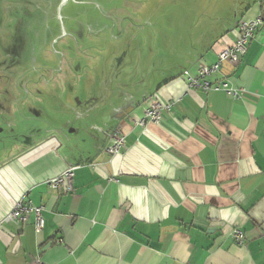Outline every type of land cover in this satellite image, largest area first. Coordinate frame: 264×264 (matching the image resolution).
Returning <instances> with one entry per match:
<instances>
[{"label": "crops", "instance_id": "crops-1", "mask_svg": "<svg viewBox=\"0 0 264 264\" xmlns=\"http://www.w3.org/2000/svg\"><path fill=\"white\" fill-rule=\"evenodd\" d=\"M260 2L148 94L162 106L158 122H135L142 99L88 163H73V191L46 185L70 164L55 132L0 162V264H264V22L238 63L198 78L239 20L264 17ZM117 131L124 144L110 154ZM19 199L42 207L41 232L33 215L4 221Z\"/></svg>", "mask_w": 264, "mask_h": 264}, {"label": "water", "instance_id": "water-1", "mask_svg": "<svg viewBox=\"0 0 264 264\" xmlns=\"http://www.w3.org/2000/svg\"><path fill=\"white\" fill-rule=\"evenodd\" d=\"M66 1L0 0V30L21 22L25 47L16 75L0 77V162L55 132L70 164L88 163L255 0Z\"/></svg>", "mask_w": 264, "mask_h": 264}, {"label": "built area", "instance_id": "built-area-1", "mask_svg": "<svg viewBox=\"0 0 264 264\" xmlns=\"http://www.w3.org/2000/svg\"><path fill=\"white\" fill-rule=\"evenodd\" d=\"M261 5H264V0H261ZM264 17L258 15L250 19H241L237 23L238 35L232 44L224 46L217 54V60L212 65H201L198 69V78H202L216 72L220 69L223 61H228L236 64L240 61L241 57L246 53L249 42L258 34L263 25ZM198 78H189L191 85H199ZM202 86L206 89L209 87L208 82H204ZM221 87L230 94H236L235 91L228 87L227 83H222ZM144 99H149V105L145 110L144 117L136 119L135 122L139 125H144L145 119L148 118L154 122H158L160 118L161 104L157 98L146 96ZM124 144L123 135L119 131L113 135V140L107 151L110 154H115L119 151L120 147ZM77 164H69L59 175L46 181V185L50 188H62L65 192L73 191V175ZM30 215L34 218V229L36 232H41L44 226V219L42 216V207L31 204V202H22L19 199L13 208L6 214L4 221H11L15 224L25 223ZM235 242L242 244L244 234L239 228H234L231 232ZM61 241V239H60ZM34 264H43L42 260L35 257Z\"/></svg>", "mask_w": 264, "mask_h": 264}, {"label": "flooded vegetation", "instance_id": "flooded-vegetation-1", "mask_svg": "<svg viewBox=\"0 0 264 264\" xmlns=\"http://www.w3.org/2000/svg\"><path fill=\"white\" fill-rule=\"evenodd\" d=\"M61 1L62 0H58L57 5ZM17 24L21 26V22ZM17 24L15 25L13 24L11 28H7L4 30L2 28L0 30V77L4 75L8 77L9 74L15 76L16 73L14 71L11 72V70L13 69V67L16 66L19 67L18 65L21 64L19 63V59L22 58V51L24 50L25 47H23L24 42L21 39V35L23 31L22 29H19ZM57 141H58L57 146H59L60 142L58 139Z\"/></svg>", "mask_w": 264, "mask_h": 264}, {"label": "rangeland", "instance_id": "rangeland-1", "mask_svg": "<svg viewBox=\"0 0 264 264\" xmlns=\"http://www.w3.org/2000/svg\"><path fill=\"white\" fill-rule=\"evenodd\" d=\"M56 135V134H55Z\"/></svg>", "mask_w": 264, "mask_h": 264}]
</instances>
